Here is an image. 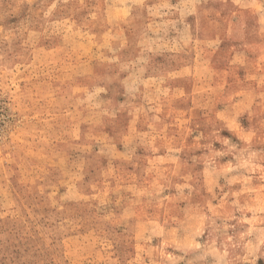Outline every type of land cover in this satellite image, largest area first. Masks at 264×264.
<instances>
[{"label": "rangeland", "instance_id": "rangeland-1", "mask_svg": "<svg viewBox=\"0 0 264 264\" xmlns=\"http://www.w3.org/2000/svg\"><path fill=\"white\" fill-rule=\"evenodd\" d=\"M0 264H264V0H0Z\"/></svg>", "mask_w": 264, "mask_h": 264}]
</instances>
